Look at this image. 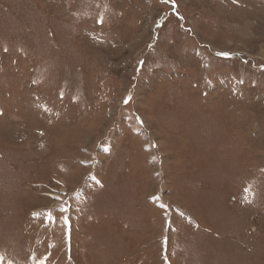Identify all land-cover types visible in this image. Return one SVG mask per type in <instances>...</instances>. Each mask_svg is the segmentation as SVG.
<instances>
[{
    "label": "rangeland",
    "instance_id": "obj_1",
    "mask_svg": "<svg viewBox=\"0 0 264 264\" xmlns=\"http://www.w3.org/2000/svg\"><path fill=\"white\" fill-rule=\"evenodd\" d=\"M0 264H264V0H0Z\"/></svg>",
    "mask_w": 264,
    "mask_h": 264
},
{
    "label": "snow or ice",
    "instance_id": "obj_2",
    "mask_svg": "<svg viewBox=\"0 0 264 264\" xmlns=\"http://www.w3.org/2000/svg\"><path fill=\"white\" fill-rule=\"evenodd\" d=\"M221 55H228V54L227 53H222ZM125 102H127V101H125ZM49 218L51 219L52 217L50 216Z\"/></svg>",
    "mask_w": 264,
    "mask_h": 264
}]
</instances>
